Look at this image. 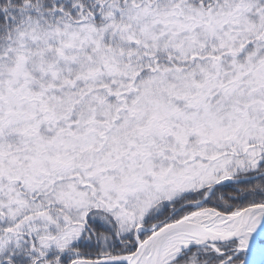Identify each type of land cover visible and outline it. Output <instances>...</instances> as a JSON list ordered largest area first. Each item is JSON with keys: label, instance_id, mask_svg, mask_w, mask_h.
Here are the masks:
<instances>
[{"label": "snow or ice", "instance_id": "obj_1", "mask_svg": "<svg viewBox=\"0 0 264 264\" xmlns=\"http://www.w3.org/2000/svg\"><path fill=\"white\" fill-rule=\"evenodd\" d=\"M0 264H264V0H0Z\"/></svg>", "mask_w": 264, "mask_h": 264}]
</instances>
